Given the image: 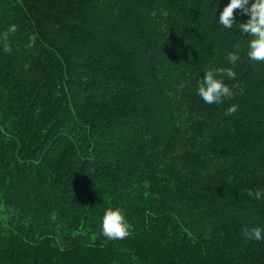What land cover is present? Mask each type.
Instances as JSON below:
<instances>
[{
	"label": "trees",
	"instance_id": "trees-1",
	"mask_svg": "<svg viewBox=\"0 0 264 264\" xmlns=\"http://www.w3.org/2000/svg\"><path fill=\"white\" fill-rule=\"evenodd\" d=\"M227 3L0 0V34L17 26L0 41V264H264L244 236L264 230L246 194L264 190V62L248 16L219 23ZM229 67L233 98L205 104L204 72ZM109 208L129 237L103 235Z\"/></svg>",
	"mask_w": 264,
	"mask_h": 264
},
{
	"label": "clouds",
	"instance_id": "clouds-1",
	"mask_svg": "<svg viewBox=\"0 0 264 264\" xmlns=\"http://www.w3.org/2000/svg\"><path fill=\"white\" fill-rule=\"evenodd\" d=\"M240 10L242 15L249 17L247 21L241 22L238 28L241 33L250 37L248 41L247 56L249 60L256 62H264V0H229L219 14V23L225 29H232L236 24L235 12ZM17 31V26L12 24L3 33L0 34V41H3V51L10 53L12 51L8 44L9 35ZM36 35L29 37L27 47L31 49L36 43ZM240 57L236 53H228V61L232 65H236ZM224 77L231 80L236 79V72L233 68H215L208 69L204 72L202 81L198 86V94L203 102L207 105L220 104L225 100H230L234 96L233 88L238 85L229 87L224 82ZM242 91V89H241ZM238 110L237 105L226 109L225 115H232ZM248 196L256 200L264 199V190H251L246 193ZM131 226L125 221V217L120 209L109 208L105 211L102 220V233L109 240H123L131 235ZM244 236L249 240H264V230L260 227H254L244 231Z\"/></svg>",
	"mask_w": 264,
	"mask_h": 264
},
{
	"label": "bare ground",
	"instance_id": "bare-ground-1",
	"mask_svg": "<svg viewBox=\"0 0 264 264\" xmlns=\"http://www.w3.org/2000/svg\"><path fill=\"white\" fill-rule=\"evenodd\" d=\"M23 13V12H22ZM111 18V17H110ZM115 18H113V20H114ZM116 20V19H115ZM121 20V19H120ZM116 22H117V20H116ZM144 25V24H143ZM217 25V24H216ZM212 26V25H211ZM214 26H215V24H214ZM26 27V26H25ZM212 28V27H211ZM216 29V28H215ZM218 29V28H217ZM209 32V31H208ZM214 34V32H211V34ZM140 34V33H139ZM137 36V35H136ZM78 46V45H77ZM187 46V45H186ZM196 46V45H195ZM104 47V46H103ZM78 51V50H77ZM150 52V51H149ZM62 53V52H61ZM63 55V54H62ZM155 56V55H154ZM70 57H71V55H70ZM149 57V56H148ZM145 59V58H144ZM73 60V59H72ZM150 62V61H149ZM30 64V63H29ZM69 64H71V63H69ZM149 64V63H148ZM67 67V66H66ZM262 72V71H261ZM39 84V83H38ZM28 87V86H27ZM3 91V90H2ZM30 95V94H29ZM144 97V96H143ZM246 99V98H245ZM22 106V105H21ZM188 107V106H187ZM24 109V108H23ZM174 110V109H173ZM198 112V111H197ZM189 113V112H188ZM171 114V113H170ZM164 116V115H163ZM204 116V115H203ZM198 117H200V116H198ZM205 117V116H204ZM55 118V117H54ZM197 118V117H196ZM174 119V118H173ZM190 119V118H189ZM51 120V119H50ZM203 122V121H202ZM175 123V122H174ZM192 123V122H191ZM168 124V123H167ZM170 124V123H169ZM194 125V124H193ZM174 126V125H173ZM198 126V125H197ZM194 127V126H193ZM199 127V126H198ZM231 128V127H230ZM149 129V128H148ZM171 130V129H170ZM184 130V129H183ZM210 130V129H209ZM263 130V129H262ZM171 131H173V130H171ZM178 132H179V130H178ZM233 134V133H232ZM231 134V135H232ZM260 134V133H259ZM180 137V136H179ZM231 137H233V136H231ZM229 142V141H228ZM226 143V142H225ZM123 152V151H122ZM133 154V153H132ZM247 155V154H246ZM242 156V155H241ZM125 157V156H124ZM229 157V156H228ZM254 157V156H253ZM132 158V157H131ZM246 158V157H245ZM250 159V158H249ZM264 159V158H263ZM233 160V159H232ZM247 161V160H246ZM250 161V160H249ZM236 162V161H235ZM248 162V161H247ZM229 163V162H228ZM234 163V162H233ZM235 164V163H234ZM241 164V163H240ZM251 166V165H250ZM129 167V166H128ZM230 167H232V166H230ZM236 167V166H235ZM126 168V167H125ZM132 168H134V167H132ZM129 169V168H128ZM238 169V168H237ZM242 169V168H241ZM251 169V168H250ZM209 170V169H208ZM231 171H233V170H231ZM117 172V171H116ZM229 173V172H228ZM238 174V173H237ZM249 174V173H248ZM239 175V174H238ZM242 175V174H241ZM118 176V175H117ZM253 176H254V174H253ZM130 177H132V175H130ZM247 180V179H246ZM257 180V179H256ZM228 182V181H227ZM251 182V181H250ZM236 183V182H235ZM230 184V183H229ZM232 185H234V183L232 184ZM241 185V184H240ZM258 185V184H257ZM247 187V186H246ZM256 187V186H255ZM117 189V188H116ZM123 191V190H122ZM113 193V192H112ZM228 198V197H227ZM40 211V210H39ZM171 247V246H170Z\"/></svg>",
	"mask_w": 264,
	"mask_h": 264
}]
</instances>
